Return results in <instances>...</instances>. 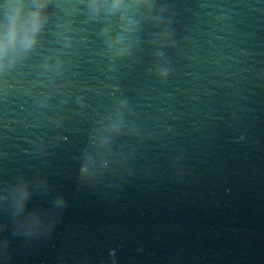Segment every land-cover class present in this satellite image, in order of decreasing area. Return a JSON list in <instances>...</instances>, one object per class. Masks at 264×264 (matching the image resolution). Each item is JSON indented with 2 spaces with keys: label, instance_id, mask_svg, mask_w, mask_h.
Masks as SVG:
<instances>
[{
  "label": "water",
  "instance_id": "95a60500",
  "mask_svg": "<svg viewBox=\"0 0 264 264\" xmlns=\"http://www.w3.org/2000/svg\"><path fill=\"white\" fill-rule=\"evenodd\" d=\"M155 2L160 27L112 61L107 20L52 0L39 44L0 73V264H264V0ZM62 54L54 81L42 65ZM121 100L101 156L90 136Z\"/></svg>",
  "mask_w": 264,
  "mask_h": 264
},
{
  "label": "clouds",
  "instance_id": "9594fccd",
  "mask_svg": "<svg viewBox=\"0 0 264 264\" xmlns=\"http://www.w3.org/2000/svg\"><path fill=\"white\" fill-rule=\"evenodd\" d=\"M52 0H5L3 20L0 22V73H6L12 66L33 51L39 44L41 35L48 25L52 13L48 11ZM76 5H73L75 8ZM88 18L92 21L107 20L101 29V35L106 38L110 60L123 58L127 50L121 44L128 36L134 35L142 23H150L153 27H160L163 20L165 6H157L155 0H87ZM71 25L60 24L57 35L64 40V48L73 46L74 37L71 34ZM113 33H115L113 35ZM161 35L166 39L170 33L167 29ZM65 55L57 56L54 64L48 61V57L42 68L50 72V79L56 80L64 70ZM51 95L46 94L37 98L41 106H48ZM67 101H62L66 103ZM77 103L84 105L83 97H77ZM127 107L126 101H118L114 112L107 117L106 123H102L95 134L90 136L89 143L99 155H104L113 139L123 131V120L119 118ZM117 118L114 119L113 117ZM85 165L81 174L87 172ZM19 194V202L22 204L26 198V185L20 181L15 188ZM109 257L112 253L109 252ZM110 264H117L114 258Z\"/></svg>",
  "mask_w": 264,
  "mask_h": 264
}]
</instances>
